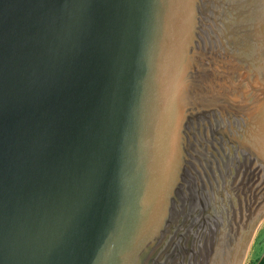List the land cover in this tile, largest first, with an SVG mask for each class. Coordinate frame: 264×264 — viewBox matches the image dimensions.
<instances>
[{"label":"water","instance_id":"water-1","mask_svg":"<svg viewBox=\"0 0 264 264\" xmlns=\"http://www.w3.org/2000/svg\"><path fill=\"white\" fill-rule=\"evenodd\" d=\"M254 216L264 0H0V264H225Z\"/></svg>","mask_w":264,"mask_h":264},{"label":"clouds","instance_id":"clouds-1","mask_svg":"<svg viewBox=\"0 0 264 264\" xmlns=\"http://www.w3.org/2000/svg\"><path fill=\"white\" fill-rule=\"evenodd\" d=\"M264 217L254 216L240 233L232 238L230 249L225 256V264H256L259 253L257 248L264 240L262 230ZM264 253V249H261Z\"/></svg>","mask_w":264,"mask_h":264},{"label":"rangeland","instance_id":"rangeland-1","mask_svg":"<svg viewBox=\"0 0 264 264\" xmlns=\"http://www.w3.org/2000/svg\"><path fill=\"white\" fill-rule=\"evenodd\" d=\"M261 249H264V240L260 241L259 247L257 248V252L259 253L257 262L261 258V256L264 254V253H261ZM257 262H256V264H257Z\"/></svg>","mask_w":264,"mask_h":264},{"label":"trees","instance_id":"trees-1","mask_svg":"<svg viewBox=\"0 0 264 264\" xmlns=\"http://www.w3.org/2000/svg\"><path fill=\"white\" fill-rule=\"evenodd\" d=\"M257 264H264V255L258 260Z\"/></svg>","mask_w":264,"mask_h":264},{"label":"flooded vegetation","instance_id":"flooded-vegetation-1","mask_svg":"<svg viewBox=\"0 0 264 264\" xmlns=\"http://www.w3.org/2000/svg\"><path fill=\"white\" fill-rule=\"evenodd\" d=\"M263 255H264V254H263ZM263 255H262V256H263ZM262 256H261V257H262Z\"/></svg>","mask_w":264,"mask_h":264}]
</instances>
